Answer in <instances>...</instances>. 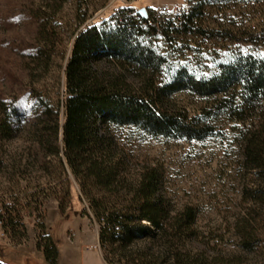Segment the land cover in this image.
Masks as SVG:
<instances>
[{
    "label": "trees",
    "instance_id": "16d2710c",
    "mask_svg": "<svg viewBox=\"0 0 264 264\" xmlns=\"http://www.w3.org/2000/svg\"><path fill=\"white\" fill-rule=\"evenodd\" d=\"M187 1L179 13L146 9V17L139 9L123 6L108 18L83 26L75 34L64 66L61 96L55 105L44 99L39 103L49 119L37 138L49 154L58 157L66 183L63 190L58 179L49 194L63 212L71 198L67 167L79 186V198L87 201L99 223V244L108 264H114L113 256L127 248H135L126 259L130 264L168 260V264H180V252L173 246L166 259L153 246L136 244L157 236L166 245L176 244L192 234L197 214L193 205L171 207L155 166L146 168L133 183L127 181L128 159L117 142L123 127L151 135L202 139L215 132L218 115L241 123L252 116L251 124L242 130L241 156L254 175L240 189L244 213H237L234 228L245 249L264 240V54L230 49L229 61H218L214 70L193 62L194 56L191 61L188 50L194 49V41L188 35H215L203 22L228 0ZM179 90L213 102L202 113L189 115L169 105L167 98ZM15 115L16 109L7 113L0 126L3 132L10 131ZM30 190L12 191V201L0 207L2 227L13 237L26 235L22 210L31 208L42 216L48 193L42 189L37 195ZM37 225L41 228L44 223L40 220ZM40 246L45 259L57 264L58 248L52 236L48 234ZM0 264L7 263L0 259Z\"/></svg>",
    "mask_w": 264,
    "mask_h": 264
},
{
    "label": "rangeland",
    "instance_id": "374dc122",
    "mask_svg": "<svg viewBox=\"0 0 264 264\" xmlns=\"http://www.w3.org/2000/svg\"><path fill=\"white\" fill-rule=\"evenodd\" d=\"M223 3L221 10L209 13L203 22L215 35H188L194 41L189 58H198L193 62L199 61L205 69L214 70L218 61L228 62L230 49L264 54V0ZM123 6L169 13L174 7H187L188 1L0 0V126L9 111L18 113L11 119L8 133L0 128V207L12 201L9 195L18 188L48 193L42 216L31 208L22 210L25 236L6 233L0 219V259L7 264H50L39 247L48 234L58 248L57 264H81L83 256L93 258V253L103 252L99 223L87 201L79 198V186L67 167L71 193L67 208L62 212L49 194L58 179L63 190L66 183L58 157L49 154L37 138L49 119L39 103L44 99L55 105L61 96L64 66L76 32ZM167 99L170 106L185 109L189 115L202 113L213 102L188 90L175 91ZM259 110L260 106L256 114ZM222 115L214 117L215 132L202 139L151 135L135 127L118 130L117 142L128 159L127 181L133 183L146 168L155 166L171 207L193 205L197 210L190 236L171 245L157 236L136 246L151 245L166 259L173 246L180 252V264H264V240L245 249L234 228L235 216L244 213L240 189L254 175L241 156L242 130L251 124L252 116L241 123ZM59 118L61 121V111ZM40 220L44 223L41 228L37 225ZM134 249L114 255V264H130L126 259ZM117 257H121L119 261ZM90 264H95L94 259Z\"/></svg>",
    "mask_w": 264,
    "mask_h": 264
},
{
    "label": "crops",
    "instance_id": "0c3cea01",
    "mask_svg": "<svg viewBox=\"0 0 264 264\" xmlns=\"http://www.w3.org/2000/svg\"><path fill=\"white\" fill-rule=\"evenodd\" d=\"M82 258H83L82 259L83 261H81V264H90L92 262V259H94L95 264H108L104 260L102 254L100 252H98V251H97V253H93V258L86 257V256H83Z\"/></svg>",
    "mask_w": 264,
    "mask_h": 264
},
{
    "label": "built area",
    "instance_id": "2783aa9c",
    "mask_svg": "<svg viewBox=\"0 0 264 264\" xmlns=\"http://www.w3.org/2000/svg\"><path fill=\"white\" fill-rule=\"evenodd\" d=\"M182 10V7H174L172 10L173 13H179Z\"/></svg>",
    "mask_w": 264,
    "mask_h": 264
},
{
    "label": "water",
    "instance_id": "95a60500",
    "mask_svg": "<svg viewBox=\"0 0 264 264\" xmlns=\"http://www.w3.org/2000/svg\"><path fill=\"white\" fill-rule=\"evenodd\" d=\"M139 13H141L143 16L146 17V9L145 8L139 9Z\"/></svg>",
    "mask_w": 264,
    "mask_h": 264
}]
</instances>
